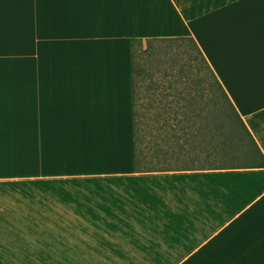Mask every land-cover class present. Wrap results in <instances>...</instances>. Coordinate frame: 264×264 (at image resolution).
<instances>
[{"label":"crops","instance_id":"crops-1","mask_svg":"<svg viewBox=\"0 0 264 264\" xmlns=\"http://www.w3.org/2000/svg\"><path fill=\"white\" fill-rule=\"evenodd\" d=\"M183 36L264 153V0H0V264H264V167L135 170L131 45Z\"/></svg>","mask_w":264,"mask_h":264},{"label":"rangeland","instance_id":"rangeland-1","mask_svg":"<svg viewBox=\"0 0 264 264\" xmlns=\"http://www.w3.org/2000/svg\"><path fill=\"white\" fill-rule=\"evenodd\" d=\"M151 38L135 40L133 44L135 60L144 70L138 78V115L136 118L137 121H140L139 126L143 135L142 142H138L140 161L151 163L150 168L155 169L245 164L244 162L220 159L207 162V159L204 158L193 161L189 157V150L180 149L177 138L174 139L172 136L178 133L182 137L188 138L187 132H190L191 129L186 128L185 131L179 130L173 133L166 132L161 128L165 121H171L175 127H180L177 120H183L179 124H184L187 127L189 125L186 122L189 118L188 115L193 111L208 114L213 104L212 97H214L213 90L209 85L212 73L192 40L188 38L177 40ZM178 113L179 117H176ZM199 120L203 121L201 118ZM222 120L231 121L225 115ZM210 123V121H203V125L208 126V131L210 128L215 129V122L213 127ZM233 129L232 126H228V130H231L239 140L238 131H233ZM168 136L169 141H164V137ZM239 146L243 150L247 149V145H243L242 142ZM158 148L168 150L172 159L160 162L165 155V150L160 152ZM205 155L202 154V156ZM145 165H141V167ZM5 206L9 207V205H2L3 208Z\"/></svg>","mask_w":264,"mask_h":264},{"label":"trees","instance_id":"trees-1","mask_svg":"<svg viewBox=\"0 0 264 264\" xmlns=\"http://www.w3.org/2000/svg\"><path fill=\"white\" fill-rule=\"evenodd\" d=\"M188 38L194 42L196 47L198 48L200 54L206 61L209 66V69L212 73V80L210 82V86L213 90L214 97H212V107L210 108L207 115L204 113H200L197 111H193L192 114L188 115L189 118L186 122H188V126L185 127L184 124H179L183 120H177L176 122L180 127H175L174 124H171V121H165L161 128L166 132H177L179 130L185 131L186 128L191 129L190 132H187L188 138L182 137L178 133L173 134L174 139L177 138L179 142L180 149L189 150V157L193 161L200 159H207V162H214V160H228V161H239L244 162L245 164H226V165H204V166H191V167H180V168H224V167H264V153L262 152L260 146L257 141L253 137V134L247 127L244 119L241 114L235 107L225 88L223 87L221 81L216 76L215 72L209 65L205 55L200 49L198 43L192 37L183 36V37H152L151 39H162V40H173V39H185ZM136 40H143L142 38ZM134 42L131 45V57H132V89H133V113L134 119L133 121V150H134V167L137 171H154V170H166V169H175L172 167L167 168H150L149 162L143 163L138 158V142H142V130L139 126L140 121H137V99H138V78L141 76L144 71L140 65H138L137 60H135V51L133 48ZM218 97H217V96ZM223 115L229 118L231 121H223ZM176 117H179V113ZM199 118L203 121H210L212 127L215 122V129H211L208 131V126L206 124L203 125V121H200ZM175 123V124H177ZM229 127H233V131H238L240 139L237 140L234 133L231 130H228ZM208 131V132H207ZM185 133V132H184ZM172 134V133H171ZM198 134V136H196ZM202 136V137H201ZM166 139V140H165ZM169 136L164 137V141H169ZM183 140V142H182ZM240 142L243 145H247V149H242L239 144ZM171 144V141L169 142ZM169 144V145H170ZM187 144V147H186ZM190 147V149H189ZM165 150V155L160 162H167L172 159V156L169 155V151L165 148H158V151L162 152ZM202 154H206L202 156ZM170 163V162H169ZM146 164V165H145ZM141 165H145L141 167Z\"/></svg>","mask_w":264,"mask_h":264}]
</instances>
